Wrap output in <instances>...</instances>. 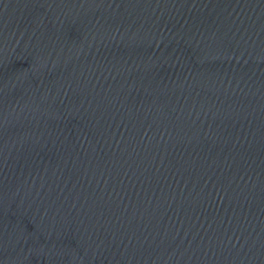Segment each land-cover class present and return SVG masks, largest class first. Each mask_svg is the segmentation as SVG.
<instances>
[{
    "label": "water",
    "instance_id": "95a60500",
    "mask_svg": "<svg viewBox=\"0 0 264 264\" xmlns=\"http://www.w3.org/2000/svg\"><path fill=\"white\" fill-rule=\"evenodd\" d=\"M0 264H264V0H0Z\"/></svg>",
    "mask_w": 264,
    "mask_h": 264
}]
</instances>
